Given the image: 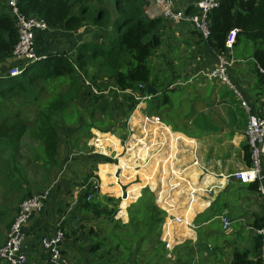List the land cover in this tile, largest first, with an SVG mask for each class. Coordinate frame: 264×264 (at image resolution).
Masks as SVG:
<instances>
[{"label":"trees","instance_id":"16d2710c","mask_svg":"<svg viewBox=\"0 0 264 264\" xmlns=\"http://www.w3.org/2000/svg\"><path fill=\"white\" fill-rule=\"evenodd\" d=\"M17 1L23 15L36 16L67 38L78 34L83 26L92 25L94 32L82 31L66 48L36 50L42 55L40 59L27 62L19 75H9L10 66L22 65V62L10 61L18 33L8 3L7 10L0 4V185L7 195L14 196L15 192V199L2 210L0 207V247L6 242L21 202L46 189L51 172L61 167V151L84 153L85 161H107L102 154L85 153L89 152L87 141L92 130L109 132L126 140L130 114L139 100L148 95L146 86H155L150 57L162 42L160 27L168 21L162 16L151 17L145 11L148 0ZM218 1V7L208 14L210 34L207 39L200 35L201 38L214 52H226L225 36L236 27L238 31L231 49L247 42L257 66L264 67V0ZM182 7L185 13L196 11L186 3ZM101 27L109 31L106 43L98 36L92 37ZM42 33L35 35L37 48L41 45ZM85 33L87 37L83 36ZM95 60L98 61L92 64ZM96 63L105 66L111 83L100 85L97 80L100 67ZM259 76L264 85V75ZM41 89L46 91L42 98L39 97ZM30 107H35L34 114L23 115L21 109ZM106 136L116 142L115 137ZM25 138L33 143L24 144ZM24 147L30 150V156L19 152ZM243 152L249 166L247 142L243 144ZM29 167L42 172L40 185L30 186ZM92 170L82 174L81 184L86 187L80 194L77 210L86 223L76 227L87 232L88 260L99 264H196L194 257L201 253L199 240L175 246L172 251L165 247L162 226L166 212L157 206L149 188L144 187L137 200L127 207L128 221L124 223L114 218L120 200L99 194L94 188L98 181ZM91 178L92 182L88 181ZM23 184L28 188L24 189ZM32 188L40 190L31 192ZM92 219L98 220L92 222ZM262 224H256V228ZM258 238L257 247L261 243ZM252 263L245 251L233 252L231 264ZM0 264L9 263L0 258Z\"/></svg>","mask_w":264,"mask_h":264},{"label":"crops","instance_id":"0c3cea01","mask_svg":"<svg viewBox=\"0 0 264 264\" xmlns=\"http://www.w3.org/2000/svg\"><path fill=\"white\" fill-rule=\"evenodd\" d=\"M197 1L182 0L181 6H194ZM145 8L147 11L148 5ZM160 31L162 42L150 57L155 77V86H151L156 93L139 100L128 120L129 133L133 131L136 137L140 133L142 137L138 138L146 143L137 139L142 141L139 144L135 139L129 147L130 136L122 141L109 132L93 129L86 150L94 145L103 152L85 153L102 154L107 161H85L84 153L61 151L71 160L64 166L65 157L60 153L61 167L51 172L45 186L50 189L45 207L25 227L28 264H51L40 240L54 233L59 222L64 231V260L59 264L100 263L88 260L87 232L76 228L86 223L77 207L86 187L81 184L82 174L90 168L100 183L99 194L120 200L115 219L128 221L127 207L137 200L144 187L154 194L159 208H170L162 226V234L172 244L168 251L199 240L204 253L194 257L196 264H231L235 250L245 251L252 264L259 263L261 243L257 247L256 224L264 222V198L258 184L241 183L230 177L225 183L227 175L247 166L243 152L247 113L230 86L204 75L215 64L216 52L191 24L166 21ZM230 56L233 63L227 72L231 83L251 112L264 117V85L251 47L247 42L236 44ZM156 117L159 119L153 120ZM107 134L115 137L116 142L109 141ZM136 146L140 149L135 150ZM194 160H198L197 165L192 164ZM170 166L186 169L178 177L170 174ZM261 173L264 189V156ZM175 182H179L178 187H174ZM212 186L210 192L204 190ZM221 215L230 221L226 229L221 226ZM75 218L78 221L73 226ZM175 218L181 221L176 222Z\"/></svg>","mask_w":264,"mask_h":264},{"label":"built area","instance_id":"2783aa9c","mask_svg":"<svg viewBox=\"0 0 264 264\" xmlns=\"http://www.w3.org/2000/svg\"><path fill=\"white\" fill-rule=\"evenodd\" d=\"M17 2V0H8L10 11L15 16V24L18 33V39L12 50V59L14 61L18 60L22 62V65L18 64L16 66H10L7 71L9 75H19L23 70L22 66H25L27 62L40 59L42 57V55L36 54V51H34L35 35L37 32H43L47 27L43 20L23 15L18 9ZM218 5V0H199L194 5L196 8L194 13H185V8L181 6L180 0H148L147 11L151 17L162 16L171 22L187 21L204 39H207L210 34V18L208 14L212 9L218 7ZM236 32L237 29L235 28H232L227 32L224 42V46L227 51L215 53V64L208 71H206L204 75L208 79H218L230 86L235 91L241 107L247 113L244 134L246 136V142L249 146L251 162L249 166L227 175L225 183H227L229 177L234 178L241 183L257 182V189L264 198V189L261 185L263 178L261 173L262 157L264 156V118L251 112L247 101L231 83L227 72L228 68L233 63L230 51L236 39ZM258 71L260 74L264 75V67H258ZM86 84L88 85L89 82L86 81ZM92 90L96 91L94 87ZM147 94V96H143L141 99H147L150 96L149 93ZM158 119V117L155 119L153 118V120ZM136 141L137 143H140L139 140L136 139ZM169 157L170 156H168L166 160H169ZM192 164L197 165L198 160H194ZM185 169L186 168L177 170L172 166L169 167L170 174L178 177H181ZM184 181L187 182L186 180ZM178 186L179 182H175L174 187ZM94 188L96 190H100V183L96 182ZM212 188L213 186L204 190L206 192H210ZM49 190V188L41 190L21 202L18 214L7 232L6 242L2 247H0V258L3 261L8 262L9 264H28L27 256L24 251L27 239L25 227L29 224L30 220L45 207ZM163 209L166 214L168 213L169 215L170 208L169 210H166L163 207ZM175 221L180 222L181 219L175 218ZM220 222L223 229L228 228L230 225L229 219L224 215L220 216ZM257 233L261 240L259 264H264V222L261 227L257 228ZM63 238L64 231L61 227V222L56 225L54 233L41 237L40 244L45 251L50 253L49 262L51 264H59L61 262L59 259L62 256L61 246ZM162 241L165 243V247L167 249L171 247L172 244L166 240L163 234ZM167 256H169V254H167Z\"/></svg>","mask_w":264,"mask_h":264},{"label":"rangeland","instance_id":"374dc122","mask_svg":"<svg viewBox=\"0 0 264 264\" xmlns=\"http://www.w3.org/2000/svg\"><path fill=\"white\" fill-rule=\"evenodd\" d=\"M7 3H8V0H2L0 2V4L2 5V9H5V10L8 9ZM35 18H37V17L35 16ZM46 26H47L46 27V30H44L43 33H42V35H44V36H42L41 37V40H40L41 45L37 48L36 47V41H35V49H34V51L38 50V52H39V51H42L41 49H43V48H47L45 50H49L51 48H54V49L55 48H59V49L60 48H66L69 45L70 41H73L78 35L81 34L82 31L83 32H90V31L91 32H94V27L92 25H90V26H83L78 31L79 32L78 34L74 35L73 37L67 38L66 35L59 34V33H57V31L55 29H51L50 27H48L47 24H46ZM108 32L109 31L107 30V28L101 27L100 29H98V32H96L92 37L95 39V37L98 36V37H100V40H102L103 43H106V37L108 35ZM83 36L84 37H87L88 35H86V33H85ZM35 40H36V38H35ZM42 52H44V51H42ZM36 54H37V51H36ZM98 60L92 61V64H94ZM10 61L11 62H15L16 64H18L20 62L18 60L17 61H14L12 58H10ZM8 62L9 61H7L6 63L8 64ZM96 66H98V68L100 67V71H99V76L100 77H98V79H97L98 82H100V85L111 83L112 82V79L109 77L107 71L104 70L105 66L104 67H101L100 63H96ZM2 68H4V67H2ZM65 88L66 87H64V89ZM45 94H46V91L44 89H41V91L39 92V97L42 98V97L45 96ZM118 98L120 99V97H118ZM85 101H86V99L83 100V102H85ZM145 102L148 103V100L145 101ZM122 111H125V109L123 108ZM21 112H23V115H26V116L31 115L32 116V114H34V112H35V107H33V108L30 107L28 109L27 108L21 109ZM114 112L116 113V112H118V110H114ZM132 113L130 114L131 117H133V114ZM26 116H25V118H27ZM130 116H129V120H130ZM93 131H92V134H93ZM92 134H91V137L89 138V142L92 140ZM128 136H130V141H132L131 139H141V138H138V136H141V134L139 133L138 136L136 137L134 135V132L133 131H132V133H128ZM97 137H98V135H97ZM142 141L144 143H146L145 140H142ZM142 141L140 143H142ZM27 143H31L32 144L33 142L29 138H25L24 139V144H27ZM129 143H131V142H129ZM105 144H106V140H105ZM133 145L134 144L131 143L129 147H132ZM93 146L92 145L90 146V148H89L90 151L89 152H103L101 147L96 148L95 146L94 147ZM118 149H119V147H118ZM137 149H140V147L136 146L135 147V150H137ZM145 149L147 151L148 147L145 146ZM105 150H106V152H109L107 149H105ZM19 152H27V154L29 156L31 154L30 150L27 147L22 148L21 150H19ZM60 153H61L62 157H65L64 162H63V165L64 166H67V164L69 163V161L71 160V158L70 157H67V154L66 153H62V152H60ZM77 156H79V155H77ZM25 159H26V155H25ZM39 172H40V170H35V169H32L31 167L27 168V177L30 180V182H29L30 186L33 185V184H35V185H40L41 184L42 172H40V173ZM1 177L2 176L0 174V180H1ZM22 187L24 189L28 188V186L26 184H23ZM31 192H33V191L31 190ZM12 199H15V192H14V196L7 195V194H5L3 187H1V185H0V207H1V210L3 209L4 206H7L8 203H11L10 200H12ZM0 227H2V226L0 225ZM46 253H47V257L49 258L50 253H48V252H46ZM201 253L203 254L204 253V250H202ZM59 260L60 261H63L64 260V257L61 256ZM69 262H72V261L69 260ZM73 264H76V261L73 262ZM132 264H133V262H132Z\"/></svg>","mask_w":264,"mask_h":264},{"label":"water","instance_id":"95a60500","mask_svg":"<svg viewBox=\"0 0 264 264\" xmlns=\"http://www.w3.org/2000/svg\"><path fill=\"white\" fill-rule=\"evenodd\" d=\"M146 92L149 93V94H154V93H156V90L150 84H148L146 86ZM77 221H78V218H75L72 221V225L75 226V224L77 223Z\"/></svg>","mask_w":264,"mask_h":264},{"label":"clouds","instance_id":"9594fccd","mask_svg":"<svg viewBox=\"0 0 264 264\" xmlns=\"http://www.w3.org/2000/svg\"><path fill=\"white\" fill-rule=\"evenodd\" d=\"M238 31V30H237ZM234 44V43H233Z\"/></svg>","mask_w":264,"mask_h":264}]
</instances>
